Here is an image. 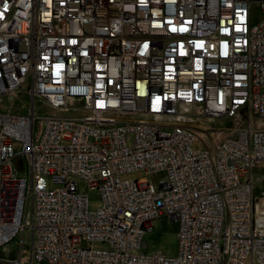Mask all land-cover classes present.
Returning <instances> with one entry per match:
<instances>
[{
	"label": "built area",
	"instance_id": "1",
	"mask_svg": "<svg viewBox=\"0 0 264 264\" xmlns=\"http://www.w3.org/2000/svg\"><path fill=\"white\" fill-rule=\"evenodd\" d=\"M254 2L249 24V0H0V98L26 101L0 108V264H264ZM220 117L199 143L194 121ZM159 217L172 255L142 251Z\"/></svg>",
	"mask_w": 264,
	"mask_h": 264
},
{
	"label": "rangeland",
	"instance_id": "2",
	"mask_svg": "<svg viewBox=\"0 0 264 264\" xmlns=\"http://www.w3.org/2000/svg\"><path fill=\"white\" fill-rule=\"evenodd\" d=\"M255 0H249L247 11H248V23L254 24L262 15L257 4L254 2ZM22 101L21 106L19 107V102ZM25 98L23 95L17 97V99L11 98H0V108L8 109V111L12 113H25ZM33 112L36 115L42 114H51L53 111L42 104L34 103ZM56 115H71V112H54ZM195 126L193 127L195 134L198 138L199 143L204 146H209L211 139L213 136L219 134L224 128H229L230 123L226 118H212V119H198L194 121ZM250 127H260L264 128V120H257L255 118H250ZM198 145V144H197ZM13 168L17 167L16 160H13ZM21 168H19V173H25V164L20 159ZM138 176L141 174L138 172H133L128 175V177ZM162 177L161 172H155L149 174V176L145 177L150 183L154 184L158 179ZM252 179H253V192L257 193L260 188H262V181L260 176V166H257L252 170ZM87 198V209H92L95 207L97 203V197L95 195L94 190L84 189ZM141 241L144 245L142 248L143 252H150L153 250H158L162 254L172 255L175 250V237H174V225L169 224L162 217L155 219L152 222L151 230L149 232H145L141 236ZM25 246V244H24ZM23 246V247H24ZM93 247H98L97 244H93ZM5 250L0 248V258L4 255L8 257H13L15 254V244L9 243L6 246Z\"/></svg>",
	"mask_w": 264,
	"mask_h": 264
},
{
	"label": "trees",
	"instance_id": "3",
	"mask_svg": "<svg viewBox=\"0 0 264 264\" xmlns=\"http://www.w3.org/2000/svg\"><path fill=\"white\" fill-rule=\"evenodd\" d=\"M165 221V220H164ZM168 223V222H167ZM169 224H171V223H169Z\"/></svg>",
	"mask_w": 264,
	"mask_h": 264
}]
</instances>
